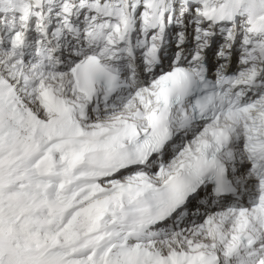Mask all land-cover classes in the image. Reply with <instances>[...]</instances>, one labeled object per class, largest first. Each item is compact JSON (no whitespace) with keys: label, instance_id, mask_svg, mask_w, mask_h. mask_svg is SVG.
<instances>
[{"label":"snow or ice","instance_id":"obj_1","mask_svg":"<svg viewBox=\"0 0 264 264\" xmlns=\"http://www.w3.org/2000/svg\"><path fill=\"white\" fill-rule=\"evenodd\" d=\"M0 264H264V0H0Z\"/></svg>","mask_w":264,"mask_h":264}]
</instances>
